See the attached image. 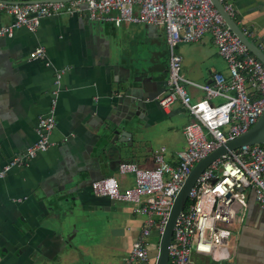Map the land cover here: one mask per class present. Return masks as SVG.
Instances as JSON below:
<instances>
[{"label": "crops", "instance_id": "1", "mask_svg": "<svg viewBox=\"0 0 264 264\" xmlns=\"http://www.w3.org/2000/svg\"><path fill=\"white\" fill-rule=\"evenodd\" d=\"M228 1L234 8L232 18L264 51V0ZM10 21L11 16L0 11V25ZM37 46L45 49L49 66L44 59L29 58ZM176 52L182 58L181 74L189 80L210 83L213 73L227 74L226 62L208 33L198 41L179 43ZM55 70L64 73L50 134L54 144L0 179V264H120L144 216L134 211L132 203L114 200L111 205L109 197L95 195L91 182L114 176L120 189L132 186L133 176L119 175L118 163L134 161L149 167L160 146L166 148V160L174 164L175 153L186 145L183 127L193 120L179 101L167 109L157 101L168 89L164 29L143 23L93 22L84 14L53 15L42 18L33 33L20 28L12 38L1 37L0 167L35 140L36 121L49 105ZM139 77L150 80L147 99L139 102L145 109L140 114L144 133L134 132L131 146L118 139L113 143L112 135L103 133V124L119 119L113 109L119 99L135 91L143 93ZM185 88L193 100L204 98L200 89L189 84ZM219 101V97L210 99ZM118 148L124 149L122 155ZM63 185L71 192L56 198L54 192ZM78 203L85 212L78 213L75 221L58 222L61 210H76ZM80 221L90 230L87 240L74 245L77 233L66 240L62 231L69 236L72 223L78 226ZM113 227L122 228L123 233L111 234ZM159 237L154 229L146 264H155ZM231 258V262L213 261L193 254L189 264H264V209L251 194Z\"/></svg>", "mask_w": 264, "mask_h": 264}, {"label": "built area", "instance_id": "2", "mask_svg": "<svg viewBox=\"0 0 264 264\" xmlns=\"http://www.w3.org/2000/svg\"><path fill=\"white\" fill-rule=\"evenodd\" d=\"M233 17L228 0H218ZM85 2V8L81 7ZM0 11L11 16L0 25V38H12L16 30L35 32L41 19L53 15L84 14L93 22L143 23L162 26L168 46V89L157 97L161 108L179 101L193 120L183 127L185 147L169 163L166 148L153 153V165L140 166L121 161L120 174H131L133 184L120 189L114 176L91 182L97 196L129 202L144 216L139 234L120 264H146L149 260V237L155 229L159 236L169 210L192 167L216 147L247 131L264 112V65L229 29L210 0H40L31 2L0 1ZM210 34L218 54L227 65V74L215 72L210 83H198L181 74L179 43L198 41ZM30 59H46L45 49L37 46ZM64 70H55L49 105L39 115L34 128L35 140L22 152L11 156L0 167L3 179L13 167L27 165L37 154L54 143L50 134L56 124L55 112ZM204 93L193 100L185 85ZM221 98L217 103L210 99ZM252 195L264 209V147L246 144L229 150L209 164L191 187L187 201L175 220L168 246V264H189L193 254L213 261L229 259L236 254L239 226L248 210ZM24 198H14L21 201Z\"/></svg>", "mask_w": 264, "mask_h": 264}, {"label": "water", "instance_id": "3", "mask_svg": "<svg viewBox=\"0 0 264 264\" xmlns=\"http://www.w3.org/2000/svg\"><path fill=\"white\" fill-rule=\"evenodd\" d=\"M32 1H40V0H32ZM43 1H46V0H43ZM64 1H70V0H64ZM210 1L215 6V8L218 10V12L221 14V16L223 17L229 29L240 39V41L243 44H245L248 50L255 57H257L264 65V51L258 46V44H256L254 41H252L251 39L247 37V35L244 33V31L238 25V23H236L235 20L224 10L222 3L220 1L218 0H210ZM12 2H17V1H12ZM24 2H31V1H24ZM76 15L77 14H73V16H76ZM138 81H140L143 84V93L139 94V91L137 92L133 91L134 94L131 95V97H122L121 99H119V101L115 104V106H113V109L116 110L117 113H119V116H120V117L118 116L119 119L113 120L112 125L103 124V127H102L104 131L103 133L111 134L112 135L111 142L113 143L115 140L118 139V141L126 142L128 146H131L132 136L134 132L136 134L144 133L145 121L140 116V114L141 113L145 114V111H144L145 109L142 108L141 103L139 102H142V101L144 102L147 99L145 92L147 91V85L150 84V80L149 78L139 77ZM133 116H135V119ZM119 133H120V136H119ZM246 144H263L264 145V112L247 131L240 134L236 138L230 141H227L224 144L219 145L212 152H210L207 156L199 160L192 167L190 173L188 174L187 178L183 182L169 210L168 218L166 220L164 228L159 237L158 253H157L155 264H168V246L172 238L175 220L177 218L178 213L183 209L187 201V198H188V193L191 187L193 186L195 180L199 176V174L209 164H211L213 161L218 159L221 155L225 154L229 150L237 149L240 146L246 145ZM123 150H124L123 148H118L117 152L120 155H122L124 153ZM69 189H67L65 185H63L60 189L54 192V196L57 198L58 196H62L66 193L68 194L71 192V190ZM61 202H62L61 200H58L57 204H61ZM114 202L115 201L113 199H110L111 205H113ZM76 212H77V209L76 210L70 209L68 212H66V209L61 210L59 212L58 222L64 224L65 221L67 223L70 220L75 221V218L78 216ZM108 220L110 221L111 219L108 218ZM82 223H83V226H85V223L84 222ZM71 227L73 228V230L72 232H70L69 236L64 232V230L62 231V235L64 236L66 240L72 239L76 234L75 230L76 231L79 230V227L76 225L75 222L72 223ZM121 229L122 228L113 227L111 228L110 231H111V234L117 235V234L123 233V230ZM79 253L83 254L82 249H79ZM77 264H89V263L80 262Z\"/></svg>", "mask_w": 264, "mask_h": 264}, {"label": "rangeland", "instance_id": "4", "mask_svg": "<svg viewBox=\"0 0 264 264\" xmlns=\"http://www.w3.org/2000/svg\"><path fill=\"white\" fill-rule=\"evenodd\" d=\"M118 173V172H117ZM119 175H127V174H120V173H118ZM128 204H129V202H127ZM131 204V203H130ZM78 227H79V229H81V227L83 228V227H86V226H83V223L80 221L79 223H78ZM80 233V232H79ZM78 233V236L76 237V239L74 240V245L75 244H77L78 242H80L83 238H85V237H82V236H80L81 234H79ZM85 240H87L86 238H85ZM157 240L158 239H155V242H154V245L156 246L157 245ZM81 257H87V256H85V255H81ZM228 261L229 262H231V261H233V258H229L228 259Z\"/></svg>", "mask_w": 264, "mask_h": 264}, {"label": "flooded vegetation", "instance_id": "5", "mask_svg": "<svg viewBox=\"0 0 264 264\" xmlns=\"http://www.w3.org/2000/svg\"><path fill=\"white\" fill-rule=\"evenodd\" d=\"M78 205V207H77V214L78 213H82V212H85V210L82 208V207H80L79 206V203L77 204ZM90 229H89V227H88V225L86 226V227H83L81 230L79 229L78 231H75L76 233H77V236H78V233L79 234H81L80 236H82L83 234V236L82 237H86L87 235H88V231H89Z\"/></svg>", "mask_w": 264, "mask_h": 264}, {"label": "trees", "instance_id": "6", "mask_svg": "<svg viewBox=\"0 0 264 264\" xmlns=\"http://www.w3.org/2000/svg\"><path fill=\"white\" fill-rule=\"evenodd\" d=\"M246 35H247V34H246ZM247 37H248L249 39L253 40V38H252L250 35H247ZM261 145L264 147L263 144H261Z\"/></svg>", "mask_w": 264, "mask_h": 264}]
</instances>
